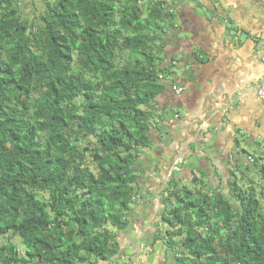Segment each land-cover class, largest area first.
Instances as JSON below:
<instances>
[{"label":"trees","instance_id":"trees-1","mask_svg":"<svg viewBox=\"0 0 264 264\" xmlns=\"http://www.w3.org/2000/svg\"><path fill=\"white\" fill-rule=\"evenodd\" d=\"M41 1L28 15L0 0V264L128 257L119 236L151 198L173 264H264V98L262 133L237 124L223 159L204 140L212 127L176 156L186 87L174 70L210 66L214 42L230 57L246 37L229 26L220 38V14H189L188 2L209 10L201 0H183L190 28L175 25L178 0Z\"/></svg>","mask_w":264,"mask_h":264},{"label":"crops","instance_id":"crops-1","mask_svg":"<svg viewBox=\"0 0 264 264\" xmlns=\"http://www.w3.org/2000/svg\"><path fill=\"white\" fill-rule=\"evenodd\" d=\"M207 35H209V38L204 39L206 43L211 40L210 34ZM208 48L217 53L214 54L213 52V60L210 62V66L195 65L197 71H194L190 70L192 64L189 63L186 68L180 71L182 79L185 78L186 88L183 93L177 96V99L183 104V106H180L182 109V111L180 110L182 115L180 120L182 122L176 128V132L180 134H178V137H181L178 143L180 149L177 150V159L188 157L191 153L187 146L194 140L202 143L203 130L207 132L209 127H212L214 131L211 134V130L208 131L204 140L217 141L216 146L218 148L211 155L215 161L220 158L223 159L226 156L225 149L234 145L233 138L237 124L247 127L246 123H250L249 127H252L253 132L257 133L259 131V133H262L263 131V124L257 117L259 107L255 102L260 100L257 88L263 81L264 65L261 64L262 68L254 75L251 73V67H249V63L256 66L260 62L263 63L264 60L261 54L263 49L257 51L258 48L255 47V43L247 41L242 48L230 53L229 56L232 57L230 58L227 57L226 53L228 49L218 42H214L212 48L210 46ZM207 70L209 75H204L205 80L199 81L203 79V74H206ZM208 80L209 84L212 82L214 85L211 93L203 85ZM213 81H217V83L214 84ZM235 96L238 98L235 99ZM247 104L252 105L253 117L248 116ZM215 105L217 108L221 107L222 109L207 117L206 114L211 111L208 107ZM221 111L223 113L219 114ZM224 115L229 120L224 121ZM198 119L202 120L200 129L196 124ZM174 126H177V124ZM211 142L208 143L209 147L212 146ZM207 152H211L210 148H207ZM199 158H203L204 162L207 160L205 155ZM162 208L163 205L154 201V198L138 203L133 209L134 213L132 214L130 226L119 236L123 248L129 251L128 257H116L112 260H106L102 264H123L125 260L128 264H173L171 250L163 238L157 239L154 237H157V229H162L163 224L159 217Z\"/></svg>","mask_w":264,"mask_h":264},{"label":"flooded vegetation","instance_id":"flooded-vegetation-1","mask_svg":"<svg viewBox=\"0 0 264 264\" xmlns=\"http://www.w3.org/2000/svg\"><path fill=\"white\" fill-rule=\"evenodd\" d=\"M178 1L181 2V5L178 6L175 19V25L177 27L190 28V26H195L194 23L191 22H195L194 20H186V18H184V13H181V16L179 12L182 7L192 6L189 14H193L195 7L204 11L206 13L205 16L213 15L212 13L220 14L225 18L227 24H221L218 18H216L215 23L221 25V28L224 26L225 32H227V29L230 30V27H232V29L235 27L234 31L241 33L242 37H246L243 42H255V40H258V42H255L256 44L261 41L264 42V0H201L200 3H204L206 7L209 8L208 11L200 7L198 3L194 4L193 2H188L189 0H185L189 4L187 3V5L184 4L185 6H183V0ZM206 20H208V18L199 21L198 26L205 25ZM261 54L262 59H264V51Z\"/></svg>","mask_w":264,"mask_h":264},{"label":"rangeland","instance_id":"rangeland-1","mask_svg":"<svg viewBox=\"0 0 264 264\" xmlns=\"http://www.w3.org/2000/svg\"><path fill=\"white\" fill-rule=\"evenodd\" d=\"M21 2H22V6H23V8H25V10H26V12L28 13V15H30V14H32L35 10H34V3L32 2V0H20ZM52 2L54 3V1L52 0ZM38 4H40V5H43V7H45V1H38ZM224 27H222V30H220L221 31V34H220V38L225 34V32H224ZM221 43H222V41H221ZM222 45V44H221ZM261 64H263L264 65V62L262 63V62H260V64H258L257 66L256 65H253V64H251V63H249V67H251L250 68V70H251V73L254 75V73H256V72H258V70L259 69H261L262 68V65ZM176 71V72H175ZM174 72H175V74L178 76V77H181V74H180V71H177V70H174ZM178 74H180V75H178ZM262 79H264V77H262ZM238 97L237 96H235V99H237ZM219 109H222L221 107L220 108H218V110ZM223 112L221 111V112H219V114H222ZM215 124V123H214ZM249 124L250 123H246V126L248 127V129L249 130H252V127L250 128L249 127ZM202 162H204V160H202ZM150 171H151V169H150ZM149 170H146V174H148V172H150ZM215 179H218V177H215ZM216 184V183H215ZM152 199V198H151Z\"/></svg>","mask_w":264,"mask_h":264},{"label":"clouds","instance_id":"clouds-1","mask_svg":"<svg viewBox=\"0 0 264 264\" xmlns=\"http://www.w3.org/2000/svg\"><path fill=\"white\" fill-rule=\"evenodd\" d=\"M226 34H227V33H226ZM227 35H228V34H227ZM258 44H259L260 47H262V48L264 47V42H263V41L259 42ZM263 50H264V49H263ZM263 50H262V52H263ZM263 60H264V59H263ZM260 84H261V85L258 86L257 93H258V91H259V88L262 87V86L264 85V79H263V81H262ZM178 91H179V90H178ZM258 95H259V93H258ZM259 96H260V95H259ZM260 97H261V96H260Z\"/></svg>","mask_w":264,"mask_h":264},{"label":"built area","instance_id":"built-area-1","mask_svg":"<svg viewBox=\"0 0 264 264\" xmlns=\"http://www.w3.org/2000/svg\"><path fill=\"white\" fill-rule=\"evenodd\" d=\"M177 90H181L180 88L177 89ZM259 95L264 98V85L262 87L259 88V91H258Z\"/></svg>","mask_w":264,"mask_h":264}]
</instances>
